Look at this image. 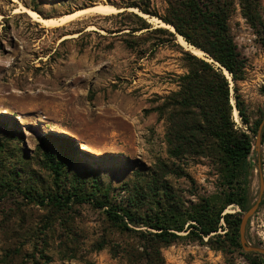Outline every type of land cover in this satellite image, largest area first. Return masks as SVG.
<instances>
[{"label": "rangeland", "instance_id": "374dc122", "mask_svg": "<svg viewBox=\"0 0 264 264\" xmlns=\"http://www.w3.org/2000/svg\"><path fill=\"white\" fill-rule=\"evenodd\" d=\"M168 1L0 0V138L8 151L0 161V262L8 249L21 247L27 253L43 244L52 264H129L122 249L133 240L112 228L99 210L84 204L66 215L54 214L30 204L16 191H7L2 181L9 180V170L16 163L38 189L50 188L53 178L43 167L41 152L44 138L51 136L72 140L78 152L75 172L99 169L101 181L115 194L136 172L147 174L160 161L171 162L167 124L155 109L179 91L178 80L188 69L182 51L173 44L154 47L155 38L145 31L133 34L138 25L133 14L138 13L126 8L150 3L163 15ZM99 4L122 11L83 16L55 29L42 28L27 14L16 12L25 7L45 18H59ZM261 15L264 21V0ZM230 25L247 64L240 93L251 123H262L264 49L239 11ZM90 26L97 30L87 31ZM141 35L143 40L133 37ZM233 95L232 90L235 102ZM231 104L235 111V103ZM233 117L237 127L244 129L234 113ZM250 135L255 142L250 160L254 172L250 197L255 204L261 190L259 164L264 175V127L258 147L257 136ZM182 165L187 177L171 178V182L187 204L217 191L210 160H187ZM227 212L241 213L237 207ZM246 238L252 246L264 248V195L247 225ZM103 240L108 245L98 251ZM62 250L76 258L63 261ZM162 254L165 264H252L240 252L223 254L191 241L164 248Z\"/></svg>", "mask_w": 264, "mask_h": 264}, {"label": "trees", "instance_id": "16d2710c", "mask_svg": "<svg viewBox=\"0 0 264 264\" xmlns=\"http://www.w3.org/2000/svg\"><path fill=\"white\" fill-rule=\"evenodd\" d=\"M261 1L169 0L163 15L152 10L150 3L126 7L172 26L176 34L156 28L133 14L138 25L132 33L145 31L146 36L155 38L154 47L173 44L182 51L188 69L178 80L179 91L155 109L167 124L165 140L171 162L160 161L147 174L136 172L115 194L112 187L101 181L99 169L75 172L78 152L72 140L51 136L44 138L41 156L43 167L53 178L52 186L38 189L35 181L27 178L25 168L13 163L9 180L2 181L3 187L54 214L66 215L74 206L84 204L99 210L112 228L133 240L122 249L129 264H165L162 250L181 241L198 242L223 254L240 252L252 264H264L263 256L244 252L240 243L241 213L246 214L254 205L250 197L254 176L250 160L255 153V142L250 133L257 136L261 121L251 123L240 93L247 64L238 51L230 25L239 11L264 49ZM176 35L214 62L185 51L177 44ZM221 68L230 74L233 87ZM232 90L244 129L238 128L234 121ZM5 155L8 151L0 138V161ZM202 158L212 164L217 191L187 204L173 187L171 178L187 177L182 163ZM230 207L239 208L241 213L227 212ZM107 245L103 240L97 250L102 251ZM46 250L43 244L27 253L21 247L8 249L0 264H52ZM61 254L63 261L76 258L67 250Z\"/></svg>", "mask_w": 264, "mask_h": 264}, {"label": "bare ground", "instance_id": "6f19581e", "mask_svg": "<svg viewBox=\"0 0 264 264\" xmlns=\"http://www.w3.org/2000/svg\"><path fill=\"white\" fill-rule=\"evenodd\" d=\"M120 11H122V10L115 8L114 6H112L110 4H99L95 7H91V8H88L86 10L76 11V12L71 13V14L63 15L59 18H45V17L41 16L39 13H37L36 11L27 9L25 7L17 10L16 12L27 14L35 23L40 24L42 26V28L55 29V28L63 27L65 25L73 23L74 21H76L77 19H79L80 17H83V16H87V15L109 16V15H113V14L120 12ZM132 11H135L136 13H138V15L140 14V16L142 15V17L149 18L150 22L154 23L157 27H162V28H166V29L173 31L172 27L161 23V21H159L156 18H153V17L151 18V17H148L146 15H143L135 9H133ZM93 30H97V28H95V26H90L87 29V31H93ZM178 42L184 48H186L188 51L192 52L197 57L207 59L209 62L212 61V60H209L207 58V56L202 51L197 50L194 47L188 45L182 37H178ZM225 74L228 76V78H230V75L227 72H225ZM232 103L234 104L235 102L232 100ZM234 116H235L236 120L239 122L240 117L238 115L237 110L234 111Z\"/></svg>", "mask_w": 264, "mask_h": 264}, {"label": "water", "instance_id": "95a60500", "mask_svg": "<svg viewBox=\"0 0 264 264\" xmlns=\"http://www.w3.org/2000/svg\"><path fill=\"white\" fill-rule=\"evenodd\" d=\"M140 16V15H139ZM142 17V16H141ZM150 17V16H148ZM144 18V17H143ZM145 19V18H144ZM159 20V19H158ZM161 21V20H159ZM161 23L165 24L164 22L161 21ZM166 25V24H165ZM172 27V26H170ZM158 28H162V27H158ZM173 28V27H172ZM166 29V28H165ZM169 30V29H167ZM170 32L176 34V31L175 29L173 28V31L170 30ZM179 36V35H178ZM180 37V36H179ZM213 61V60H212ZM214 62V61H213ZM220 67V66H219ZM223 70V73L224 75L227 77V79H229V81L231 82V84H233L232 82V79H231V76L230 78H228V76L225 74V72H227L224 68H221ZM228 73V72H227ZM229 74V73H228ZM230 75V74H229ZM236 110V108H235ZM264 127V120L262 121L261 125H260V128H259V132H258V136H257V147L260 145V137H261V132H262V129ZM259 169H260V172H261V177H260V183H261V190H260V196H259V199L258 201L253 205V207L243 216L242 218V222H241V226H240V243H241V246L243 248V250L247 253H255V254H258V255H261L264 257V248L263 247H256V246H252L248 241H247V238H246V229H247V225L248 223L250 222V220L254 217V215L257 213L259 207H260V204H261V201H262V198H263V195H264V175L262 174V169H261V165L259 164Z\"/></svg>", "mask_w": 264, "mask_h": 264}]
</instances>
